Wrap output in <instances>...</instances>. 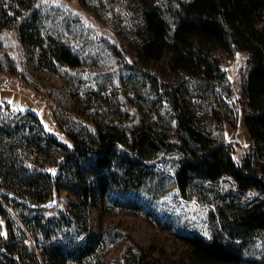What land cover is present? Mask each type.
<instances>
[{
    "label": "trees",
    "instance_id": "obj_1",
    "mask_svg": "<svg viewBox=\"0 0 264 264\" xmlns=\"http://www.w3.org/2000/svg\"><path fill=\"white\" fill-rule=\"evenodd\" d=\"M55 2L112 29L94 25L84 43H74L61 27L46 26V0H0L5 84L22 80L11 34L39 69L76 81L91 74L87 68L107 44L112 74H130L147 101H160L172 131L136 126L139 115L126 99L120 122L101 128L78 121L70 130L55 123L56 132L29 102L12 112L10 98L0 97V264H75L92 256L101 235L91 211L103 196L142 203L151 223L172 235L170 253L158 256L130 241L119 264H172L184 255L195 264H244L250 245L264 237V0H169L142 9L131 0ZM244 52L236 86L228 67ZM234 116L251 136L246 152L228 136ZM161 151L179 154L182 197L214 206L211 240L155 195L158 171L150 160ZM63 191L68 205L56 214Z\"/></svg>",
    "mask_w": 264,
    "mask_h": 264
},
{
    "label": "rangeland",
    "instance_id": "obj_2",
    "mask_svg": "<svg viewBox=\"0 0 264 264\" xmlns=\"http://www.w3.org/2000/svg\"><path fill=\"white\" fill-rule=\"evenodd\" d=\"M167 1L169 0H131V5L137 9L158 8ZM44 5L46 26L48 28L61 27L65 37L74 43H78L77 40L79 43H84L91 35L89 32H95V28H92L94 25L102 26L106 30L112 29L109 22L93 21L88 17L82 19L80 18L82 16H79L81 21L75 16L76 14H71L69 10L60 7L55 0H46ZM167 18L170 19L168 16ZM7 38L8 47L18 60L22 80L12 79L16 84L12 82L5 84L6 76L0 73V97L10 98V105L13 109L17 107L24 110L29 102L33 109L42 116L49 130L60 132L56 124L70 130L78 121H90L98 127L107 128L109 125L120 122L122 114L126 113V99H130L131 111L139 115V120L134 123H138L136 126L144 125L147 130L155 134L165 135L172 131V125L159 113L162 105L160 101L155 102L151 99L147 101L145 94L135 87L130 74L124 72L123 74H112L113 67L107 44L100 46L101 52L87 68L88 71L90 68L93 70L91 74H78L82 79L76 81L71 78L64 79L47 69H39L32 62L27 51L21 48L15 35L11 34ZM248 56V53H241L228 67L231 78H236V86L240 78L237 71L241 64H245ZM91 93L96 99L92 100L91 97L92 101H88L87 96ZM15 95L18 96L16 101H14ZM226 104L234 106L235 99L233 102L226 101ZM233 118L236 122V129L228 128V136L230 140L239 141L240 151L246 152L250 149L252 141L248 128L243 118L240 122L236 116ZM178 155L175 151H161L156 159L150 160L158 171L155 178L156 185H154L157 189L155 195L193 221L203 235L211 240L213 232L210 214L214 206L198 200H186L182 197L175 185ZM236 155L241 157L242 154L238 151ZM55 201L57 203L55 213L58 214L68 205L67 193L63 191ZM91 224L93 229L101 235V242L92 256L75 264H119L130 241L142 248L155 251L157 256L162 255V252L170 253L171 233L151 223L147 209L142 203L116 201L109 196H103L97 208L91 211ZM0 232H4V228L1 227ZM255 242L248 248L244 264H264V237H259ZM172 260V264H195L187 255Z\"/></svg>",
    "mask_w": 264,
    "mask_h": 264
},
{
    "label": "built area",
    "instance_id": "obj_3",
    "mask_svg": "<svg viewBox=\"0 0 264 264\" xmlns=\"http://www.w3.org/2000/svg\"><path fill=\"white\" fill-rule=\"evenodd\" d=\"M226 100H227L228 102H233V101H234V96H227V97H226ZM11 108H12V105H11ZM11 111H12V112L14 111L13 108L11 109Z\"/></svg>",
    "mask_w": 264,
    "mask_h": 264
}]
</instances>
